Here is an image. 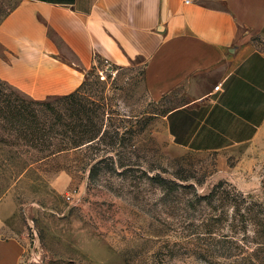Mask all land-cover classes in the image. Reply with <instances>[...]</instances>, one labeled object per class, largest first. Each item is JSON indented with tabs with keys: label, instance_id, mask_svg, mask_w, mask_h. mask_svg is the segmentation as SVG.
I'll return each instance as SVG.
<instances>
[{
	"label": "rangeland",
	"instance_id": "obj_1",
	"mask_svg": "<svg viewBox=\"0 0 264 264\" xmlns=\"http://www.w3.org/2000/svg\"><path fill=\"white\" fill-rule=\"evenodd\" d=\"M15 3L0 0V21ZM252 40L264 53V30ZM39 101L52 146L77 130L83 143L43 156L0 119V199L16 202L28 264H264V139L178 140L176 98L152 97L139 66L103 63L72 96Z\"/></svg>",
	"mask_w": 264,
	"mask_h": 264
},
{
	"label": "crops",
	"instance_id": "obj_2",
	"mask_svg": "<svg viewBox=\"0 0 264 264\" xmlns=\"http://www.w3.org/2000/svg\"><path fill=\"white\" fill-rule=\"evenodd\" d=\"M264 0H16L0 21V80L35 100L74 93L103 63L139 66L177 139L224 150L264 139ZM220 83L218 90L214 86ZM0 199V264L24 258Z\"/></svg>",
	"mask_w": 264,
	"mask_h": 264
},
{
	"label": "trees",
	"instance_id": "obj_3",
	"mask_svg": "<svg viewBox=\"0 0 264 264\" xmlns=\"http://www.w3.org/2000/svg\"><path fill=\"white\" fill-rule=\"evenodd\" d=\"M2 80H0V84ZM7 84V83H6ZM73 93L62 96L70 97ZM25 95V94H24ZM26 97H28L26 95ZM23 97L20 92H4L0 87V119L5 122L2 126L5 129H12L16 126V130L29 142L31 146L43 156L56 153L65 149V147H74L83 143V130H77L72 134V137L65 145L52 146V129L47 119H43L42 111L36 106H42L43 103L39 100L28 97ZM255 226L262 223L254 222Z\"/></svg>",
	"mask_w": 264,
	"mask_h": 264
},
{
	"label": "built area",
	"instance_id": "obj_4",
	"mask_svg": "<svg viewBox=\"0 0 264 264\" xmlns=\"http://www.w3.org/2000/svg\"><path fill=\"white\" fill-rule=\"evenodd\" d=\"M185 3H189L191 0H183ZM220 87V83H218L216 86H214V90H218ZM18 264H28L24 258H21V260H19Z\"/></svg>",
	"mask_w": 264,
	"mask_h": 264
},
{
	"label": "water",
	"instance_id": "obj_5",
	"mask_svg": "<svg viewBox=\"0 0 264 264\" xmlns=\"http://www.w3.org/2000/svg\"><path fill=\"white\" fill-rule=\"evenodd\" d=\"M29 264H43V263L39 262V263H29Z\"/></svg>",
	"mask_w": 264,
	"mask_h": 264
}]
</instances>
